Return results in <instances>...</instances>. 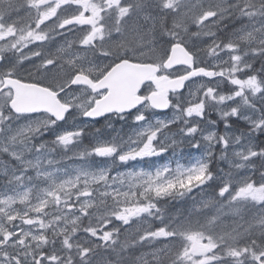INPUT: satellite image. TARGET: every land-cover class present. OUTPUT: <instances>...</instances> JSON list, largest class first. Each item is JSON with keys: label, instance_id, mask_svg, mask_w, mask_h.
Wrapping results in <instances>:
<instances>
[{"label": "snow or ice", "instance_id": "obj_1", "mask_svg": "<svg viewBox=\"0 0 264 264\" xmlns=\"http://www.w3.org/2000/svg\"><path fill=\"white\" fill-rule=\"evenodd\" d=\"M0 264H264V0H0Z\"/></svg>", "mask_w": 264, "mask_h": 264}, {"label": "rangeland", "instance_id": "obj_2", "mask_svg": "<svg viewBox=\"0 0 264 264\" xmlns=\"http://www.w3.org/2000/svg\"><path fill=\"white\" fill-rule=\"evenodd\" d=\"M225 87H230V86L226 85ZM212 118L216 119L217 117L215 116V114H213ZM97 126H99V125H97ZM117 127H119V125H117ZM220 129L221 130L223 129V125H220ZM86 143H87V141H86ZM214 167H215V165H214ZM219 167H222L225 170H227V164H225V163H220ZM193 196L196 197L197 200H199L201 198L207 199V197L203 196L202 193H199L196 191H194ZM192 206H193L192 205V198H187L185 200L170 201L169 205L166 207H169V208L171 207L170 212H169L170 214L178 215V214H180V211H184V213L186 214L187 210L191 209Z\"/></svg>", "mask_w": 264, "mask_h": 264}, {"label": "trees", "instance_id": "obj_3", "mask_svg": "<svg viewBox=\"0 0 264 264\" xmlns=\"http://www.w3.org/2000/svg\"><path fill=\"white\" fill-rule=\"evenodd\" d=\"M255 67H256V68H259V67H260V64L257 62L256 65H255ZM85 143H86V141H85ZM170 209H171V207H170V208L168 207V211H169V212H170ZM204 211L209 212V214H211V211H213V210L204 209ZM182 212L184 213V211H180V213H182ZM226 223L231 224V223H232V218L229 217V218L226 220Z\"/></svg>", "mask_w": 264, "mask_h": 264}]
</instances>
